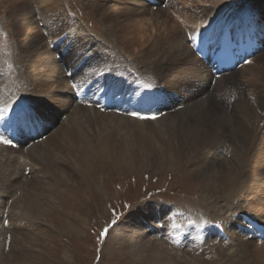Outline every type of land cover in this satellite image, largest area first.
I'll use <instances>...</instances> for the list:
<instances>
[{"label":"rangeland","instance_id":"rangeland-1","mask_svg":"<svg viewBox=\"0 0 264 264\" xmlns=\"http://www.w3.org/2000/svg\"><path fill=\"white\" fill-rule=\"evenodd\" d=\"M41 1L24 0L27 5L31 6L30 11L33 10L30 17L35 16L34 23L30 27L33 34L44 32L40 13L48 5L54 6L57 9V15L68 24V26H64L62 33L59 32L60 34L56 38L53 35V37L46 35V31L44 32L43 45L52 52L51 61L53 66L58 67L57 69L54 67V75L51 79H56V76L61 74V69H63L67 79L62 80L63 82L60 84L50 82V84H53V91L55 89L59 90L57 92L59 96L57 99L44 102L43 107L53 115L55 114L56 122H59L57 128L64 121L67 124L68 118L71 119L82 111L90 113V110H92L91 112L95 111L97 115L88 114L87 119L83 122L84 126L81 131L87 136L86 155L84 154L86 150L82 151L83 153H78L76 150L69 152L73 149L70 146L64 148L61 150L62 155L64 153L63 160L62 158L61 161L52 159L50 165L48 164V169L45 167L46 174L43 173L42 168L34 164L33 158L27 152L32 145L45 141L47 138H50L51 142L52 139L58 138L60 133L57 137L53 136L51 138V135L57 129L53 127L55 123L49 122L46 124V122L36 118L38 123L44 124L42 126H45L46 132L42 133L44 138H40L39 141H37V138H33L28 142H24L22 152L27 153L30 159V161L22 159L26 166L9 162L6 160V155L9 156V153L0 150L1 165L20 169L16 168L19 175L16 173L13 175L14 177L11 176L7 181L0 184V201L2 202L0 211L5 214L3 217L0 216V264H154L153 261L147 258L146 254L152 250L151 247L155 246L159 247L161 253L163 252L165 264H264V240L259 241L248 234V227L243 223V219L249 215L262 222L260 217L264 218V214H261L262 209L264 210V203H261L260 200V203L258 201L257 203L255 197H244V200L242 199L236 203L238 207L236 206L235 209L229 208L228 210V208H224L226 198L229 195L224 191L228 183L231 182V178L226 177L224 174L222 176V172L229 169L236 143L234 138L231 137L230 123L224 127L227 134L225 133V135L224 131L221 133L222 135L219 134V140L221 141L219 143L221 146L219 149L220 155L205 153L207 159H201L202 162L199 161L197 156H194L195 153L187 154L188 151L183 153L177 148L169 154L166 153L167 155L160 156L158 153H151L144 151V149H142V152L138 149L121 148L122 144L108 142L100 137L101 134L106 133V128L110 127L113 130L115 124L114 121L106 117L107 114H122L121 116H128L130 119L138 118L142 120V118L132 115L135 112L132 111V96L131 93H126L131 87V81L125 80L118 83L116 77L119 73L118 64L131 63L140 68L139 64L141 62L139 61L141 58L139 56L144 54L146 47L143 46L147 45L131 44L130 40L124 37L125 34L132 33L130 35L139 36V40H148L155 33V29H158V31L164 29L165 26L162 23H165L166 27L177 23L183 28L187 26L193 30H186V36L188 37H186V42L183 43L189 45V41L191 42L190 36H195L194 33H202L205 29L210 30L216 24L215 18L206 17L203 12L205 8L203 6L205 5H202L201 8L198 7L199 4H202L199 0H196V2L194 0H159L152 4L147 1L149 5L146 7L149 9L150 15L143 16L137 13L138 10L136 11L138 15L134 14L135 11H132L140 8L139 2L135 0H117L116 6L113 8L117 11L115 15L118 16V20L116 18L114 20L109 19L108 22L107 13L110 14V9L105 8V10L103 7L104 4H106L104 5L106 7L111 5L108 0ZM217 1L220 3L221 0ZM18 3L19 0H0V64L3 68L7 67L11 70L26 65L21 58V54H19L21 53L19 44L27 35L19 34L18 26H16L10 15V11ZM229 3H232L231 0H225L215 5V9L221 10ZM240 7L243 8V6ZM48 13H55V11L51 9ZM73 20L77 21L78 26H73ZM145 21H151L149 23L150 27H146ZM154 25L156 28L153 27ZM202 25H206V27L204 28ZM200 26L203 28H200ZM207 33L204 32L198 41ZM59 43H61L60 46ZM62 48L64 52L61 51ZM107 55L110 56L108 60ZM191 60L195 61L196 57L193 56ZM254 61L255 64L264 65V50L257 54ZM250 64H243L240 68L238 66L236 70L239 72L224 74L226 78H231L229 80L230 84L216 83V80L209 82L210 79L204 80V78L202 82V79L191 76L188 81L189 86L184 84L181 86L180 82L175 81L177 70L170 73L171 81L164 84L165 87L161 85L159 87L162 91L167 90V96H172L167 100L176 105L173 108L174 111L185 109L188 104L191 106L192 103H185L184 101L187 102L195 95H199L198 100H205V105L207 103L209 107H215L218 116H220L222 110H227L226 115L228 116L226 118L233 113V116L230 117V119L234 118L232 123L236 122L237 126H243L244 124L238 116L234 115L236 105L240 104V101L241 104L249 102V100L252 101L253 89L256 85L257 90L261 89L255 80L245 83L242 81L243 78H241L240 73L246 65ZM113 65H116V67H113ZM141 67V70L144 69V66ZM69 73L73 74L72 79L68 75ZM143 74L141 71L139 72V76ZM224 75L220 76L223 77ZM85 80H87V83ZM245 80L247 81V79ZM233 81L238 83L235 85ZM80 82H84L81 84L83 86L85 84L88 86L89 83H102L106 86L108 84L112 85V83L117 85L118 83L119 87H123V93H120L121 91L119 92L118 88H116V92L120 97L121 95L124 97L122 100L124 109L126 99L131 105V107L127 105L129 112L126 114L118 110L117 113L114 111L106 112L104 107L99 108L93 101H87V104L75 102L72 94L75 85ZM175 83L179 87H175ZM59 85L64 87L59 89ZM200 85L202 89L198 88ZM63 89L65 91H62ZM63 93L67 97L65 100ZM184 93L183 99L178 101V95ZM190 93L192 96L188 97ZM58 100L64 101L63 104H58ZM119 100L121 101V98ZM178 103L181 104L177 105ZM80 106L83 108L81 109ZM18 107L24 112L25 117H27L26 113L31 115L33 110H38L32 105L29 98L24 99ZM222 107L224 108L222 109ZM258 107L262 109L263 112L261 113L264 114V107L261 105H258ZM166 111L168 110H163L157 116L167 114ZM140 114L141 116L145 115ZM28 118L29 116L27 121L32 123ZM42 118L44 120V117ZM258 123L264 131V119H260ZM204 128L207 129L204 134H210L208 131L211 132L214 127L204 126ZM246 131L249 138V128ZM98 140L103 143L98 142ZM1 142V146L5 145ZM14 143L12 142L8 146L17 148ZM101 144H105L107 148L100 147ZM245 154L242 151L239 158L241 157L242 160ZM205 163H207L204 167L206 175L218 174L216 180L218 191L211 189L208 194L212 195L215 192L212 197L216 201L213 203L207 199L204 201L201 197V186L199 184L202 179L193 174L190 175L193 170L203 167ZM55 168L67 172V178L63 182H61L59 173L51 172ZM26 182L37 187L41 186L37 188V192L42 194V197H40L43 199L41 206L43 211L40 215L37 214L34 220L30 216L33 213L27 215L24 209L28 208L29 200L26 199L24 202L20 200L27 191V188L25 189ZM59 182L61 184H58ZM257 182L262 183L264 189V175L261 174L259 180L255 181V183ZM32 188L31 186L28 187L29 194L33 192ZM262 194L264 195V192H261ZM260 198L262 199L263 196ZM155 208H157L156 211ZM158 208L161 212H158ZM216 209H219L220 212ZM135 211L143 213L139 219L143 225L142 227H144L143 230L141 229L143 235L147 236L145 241L143 240V245L146 244L145 251H142V253L137 252L136 256L132 250V243L138 239L135 236L129 238L125 236L122 230L119 231L118 229L125 222L127 223V218L130 219L134 216ZM171 211L174 217H182L187 214L186 219L181 221L184 226L175 223V221L171 226L168 225L171 214L169 212ZM212 211L213 213H211ZM214 211L219 212L218 219H213ZM20 215L23 220L19 221L17 216ZM219 217L221 218L219 219ZM149 218H151V221H149ZM218 220L219 222H217ZM175 226L180 227L179 231L173 230ZM1 227H4V229ZM105 227L109 228L107 238L101 235ZM193 230H199L200 236L195 237L192 234ZM190 232L193 236L187 234ZM180 233L183 235H180ZM186 234L188 238L184 239L182 236Z\"/></svg>","mask_w":264,"mask_h":264},{"label":"bare ground","instance_id":"bare-ground-1","mask_svg":"<svg viewBox=\"0 0 264 264\" xmlns=\"http://www.w3.org/2000/svg\"><path fill=\"white\" fill-rule=\"evenodd\" d=\"M43 1H48V0H42L41 2ZM108 1L111 3V5H108L107 3L109 7L104 6L106 4H104L103 7L104 9L105 8L110 9V14L107 13V21L109 22V19L114 20L115 18L117 19L118 16L115 15L117 11H115L113 8L114 6H116L117 0H108ZM135 1L140 3V8L133 9V10L131 9L132 11H135L134 14L139 13L143 16L144 15L146 16L148 14L150 15L149 9L148 7H146L147 5H149L147 0H141V1L135 0ZM199 1L202 4L201 5L199 4L198 7L201 8L202 5H205L203 6L205 7L203 9V12L205 13L206 17L215 18L216 24L210 30L205 29L202 31V33L198 32L199 34L194 33L195 36L191 37L193 40L189 38L190 40L193 41L195 46L200 44L203 41L205 36H203L200 41L198 40H199V37H201L204 32H208V34H211V30H213V33L211 34L212 36L220 35L222 34L223 28L227 24H233L235 27H238L242 32L255 29L256 36L261 41L262 46H263L262 50H264V0H231L232 3L227 4L221 10L217 8L215 9V5L220 4L221 2L225 0H221L220 3H218L217 0H199ZM112 2H115V3H112ZM194 2H196V0H194ZM237 5H239V7H237ZM240 6H243V8H241ZM30 7L31 6L27 5L24 2V0H19V3L17 4V6H15V8L10 11L11 17L14 19L16 26H18L17 29L19 31V34L27 35L25 39H22L23 41L19 44L20 46L19 51L21 52L19 54H21V58L26 65H23L22 68L18 67L17 69L11 70V69H8L7 67L3 68V66H1L0 64V136H2L3 133L5 134V130H4L5 128L11 129L12 127H15L16 129H23V124L25 123L26 121L25 118L27 117H25L24 112L21 111L18 106L20 103H23L24 99H28V98L31 100L32 105L38 109V110L32 111V117L39 118L42 122L43 121L46 122V124L49 122H51L52 124L55 123V125L53 126L54 128L59 123V122H56L55 114L53 115V113L48 112L43 107L44 106L43 103L46 101L57 99V97L59 96L57 92H59V90L57 91L55 89L53 91L52 89L53 84L55 83L60 84L61 82L64 81V79H67V76L64 73L63 69H61L62 71L61 74L56 76V79L55 78H53L54 80L51 79L52 76L54 75L53 71H54L55 66H53L52 61H51L52 52L49 51L48 48H46V46L43 45V40H44L43 37H44V32L46 31V35L47 34L49 36L53 35L56 38L60 34L59 32L63 30L64 26L66 25L68 26V24L65 23L64 19H62L61 17L57 15V9L54 6L48 5V7L43 8V10L40 13L42 17V21H43L42 23H43L44 32L33 34L31 32L30 27L34 23L35 16L30 17V14L33 13V10L32 12L30 11ZM51 9L52 10L54 9L55 13H48V11ZM249 19H253L252 20L253 22L250 23V27H249ZM150 22L145 21L146 27L149 26ZM162 24L166 27L165 23H162ZM212 24L214 23L212 22ZM74 25H77L76 20H73V26ZM155 25L153 27H155ZM202 26H200V28L206 27V25H204L203 27ZM165 27L162 31L161 30L158 31V29H155L156 30L155 33L151 36L150 39L148 38V40H144V39L139 40L138 38L139 36L130 35L132 33L125 34L124 37L130 40L131 44L133 43V44H138L139 46H142V45H147V46H143V47H146V49L144 48L145 49L143 52L144 54L139 53L140 54L139 57L141 58L140 61L138 60L139 62H141V64H139L140 68L137 67L136 65L135 66L132 65L131 63L118 64L117 69L119 73L116 77V80L118 83L123 82L125 80L131 81V87L128 89L129 91L127 92L125 91V92L128 94L131 93L132 111L145 114V113H151L152 110H154V108H158L157 113L160 112L161 109H163V110H168L166 111L167 114L163 116L162 115L156 116L157 119L155 120H151V119L140 120L138 118L130 119L128 118V116L127 117L121 116L122 114L120 115H116L112 113L107 114L106 117H108L111 121H114L115 124L113 126V130L110 127L106 128V133H109V134L106 135V133H104V134H101L100 137L108 142L122 144L120 146L121 148L138 149L140 151L144 149V151H149L155 154L158 153L160 156L167 155L170 152H172V150L177 148L179 149V151L183 153L187 151H188L187 154L195 153L196 155L194 156H197L199 161H201V159L202 160L207 159V157L204 155L205 153L207 154L214 153V154H217V156L220 155L219 149L221 146L219 143L221 141L219 140L220 138L219 134H221L223 131H224L223 133L225 134L226 131L224 130V127L225 125L228 126L230 123L229 128L232 131V132L230 131L232 134V136L231 135L230 136L234 138L236 143L233 142L235 143V146H234L235 151L233 153V160L231 161L232 164L230 163L228 171L224 170L222 172V176L224 174L226 177L231 178L230 180L231 182L228 183L226 190L224 191L226 193H229V195L226 198V203L224 204L225 206L224 208H228V210L229 208H231L232 210L235 209L237 206L236 203L242 200L244 197L245 198L255 197L256 202L258 201L260 203L261 201V203H264V195L263 194L261 195V192H264L263 184L262 183L259 184L258 182L255 183L257 179L259 180L261 174L264 175V131H263V128L258 123L260 119H264V114L261 113L263 111H261L262 109L258 107V105H261L262 107H264V67H263L264 65H260V63L255 64V61H254V59L257 57V54L259 52L254 55L255 58L253 57L250 61L247 62L248 64L249 62L251 64L246 65L245 68H243L242 72L240 73L241 78H243L242 81H244V83L250 82V81L252 82L255 80L256 84L258 83L260 85L259 88H261L257 90L255 88L257 85L254 87L252 101L249 100V102H246L244 104H241V101L240 102L237 101L240 104L236 105V111L234 115L238 116L239 120H241L242 124H244L243 125L244 127L237 126L236 122L232 123V121H234V118L230 119V117L233 116V113H231V115L229 114L230 116L226 118L228 116L226 115L227 110H224V111L222 110V112H220V116H218L216 114L215 107L213 106L209 107L207 103L205 105L204 104V102H206L205 100H200V101L198 100L199 95H195L193 98H190L189 100H187V102L184 101L185 103H192L191 106H189L188 104V106L185 109L174 111L173 108L176 107V105L173 104L171 101L167 100L168 98L169 99L172 98V96L169 95L170 92L168 94L169 96H167L166 95L167 90L162 91L160 88L164 84L171 81L170 73H173L174 71L178 70L175 75V81L177 83L180 82L179 84H181V86L182 84L189 86L188 81L191 76L202 79V82L204 78V80L210 79L209 82L216 80V83L224 82V84H230L229 80H231V78L230 77L226 78L225 75L223 77L215 76L213 74V68L209 65V62L205 61L206 63H204L203 62L204 60H202L199 56H196V54L194 55V48H191L189 47V45L183 43V42H186L185 41L186 37H188L186 36V30L188 29L190 31L192 30L191 28L187 26L183 28L181 27V25L177 23H175L174 25L170 27H166V28ZM215 30H217V32H215ZM233 30L236 31L237 29L233 27ZM60 44L61 43H59V46ZM59 50H60V47H59ZM61 51L64 52L63 48ZM193 56L196 57L195 61L191 60ZM109 57L110 56L107 55V60L109 59ZM114 66L116 67V65H113V67ZM141 66H144V69L141 70L142 68ZM236 69L231 71V73L239 72ZM140 71L144 73L143 75H141L143 77L139 76ZM94 73H97V72H94ZM71 74L72 73H69L68 75H71ZM245 79H247V81ZM105 80H106V77H105ZM50 82H53V84H50ZM237 83L238 82L236 81L234 82L235 85ZM174 86L179 87L176 83ZM59 87H60L59 89H61L64 86L59 85ZM107 87H108L107 91L111 89V85L108 84ZM171 88H174V87H171ZM198 88L202 89V86L200 85L198 86ZM118 90L119 92L121 91L120 93H123L122 91L123 87L122 88L121 86L118 87ZM62 91H65V90L63 89ZM250 91L252 92L251 89ZM240 92L242 93V91ZM126 93L125 95H127ZM63 95H64L63 98L65 100V98L67 97L65 96V93H63ZM108 95L109 94L107 93L106 96ZM184 96H185V93L183 95L180 94V96L178 95V101L183 99ZM190 96H192L191 93L188 97ZM120 98H121V101L124 99L122 95ZM210 98L212 97L210 96ZM246 99L248 98L246 97ZM63 102L64 101L62 100L60 101L58 100V104L59 103L63 104ZM207 102H209V100H207ZM179 104L181 103H178L177 105ZM82 108L83 107H81V109ZM223 108L224 107H222V109ZM79 111L81 110L79 109ZM91 111L92 110H90V113L83 112V111L81 113L77 112L78 113L77 115L73 114L74 116L71 119L68 118L69 121L67 124L64 121V123L62 122L61 126H59L58 128L56 127L57 129L53 132V135H51V138H53V136L57 137L59 133L61 134V135L59 134V136L61 137L58 136V138L52 139V142L50 138L49 139L47 138L45 141L36 143L32 145V147H30L27 153H30V156L33 158L34 164L42 168L43 173L46 174L47 171L45 170V167H47L48 169L52 159L61 161V158H62L63 160L64 153L62 155L61 153L62 149L69 148L70 146L73 149L69 152L76 150L78 151V153H83L82 151L87 149V136L81 130H83L82 129L84 126L83 122L87 119L88 114L97 115L95 111L93 112ZM42 117H44V120H42L43 119ZM28 123L29 122L27 121L26 124ZM204 126L208 128L213 126L214 128L212 129L211 132L208 131V133L210 134H204V131L207 130L206 128H204ZM30 127H31L30 125H27V127H25L22 130V132L17 133L18 136L24 140L30 141V138H32L34 135L37 134V131H34V130L28 131ZM247 128H249V138H248L247 131H246ZM80 135H85V136H80ZM76 136L80 138H77ZM98 142L103 143L101 140H98ZM227 142L229 143L230 141H227ZM23 145L24 144L20 143L17 145V148H14L12 146L9 147L8 145H2V146L0 145L1 151H4V152L6 151L9 153V156L6 155L7 159L6 158H3V159H6L9 162H12L13 164L19 163L21 166H23L25 162H22L23 161L22 159H27L30 161L27 153L22 152ZM100 147H103L104 149L107 148L105 144H101ZM205 148H207L206 150L208 151H206ZM242 151L245 152L246 154L241 160V157L239 158V154ZM86 152L87 150L84 152L85 155H86ZM207 163H205L203 167H199L198 169L193 170V172H191L190 175L193 174L195 176H198L199 179H202L201 183L199 184V186H201V197L204 201L205 199H207V200H211V202L213 203L216 201V199L212 197V195H215V192H213L212 195H208V194L211 189L213 191L214 190L218 191L216 187V180L218 178V174L215 173L213 175H206L207 173L204 170V167L206 166ZM13 164L12 166H14ZM20 165L19 166L17 165V166L21 167ZM74 165L76 164L74 163ZM247 165L249 166V168ZM16 168L15 167L10 168L8 167V165L0 164V184L4 183L11 176L16 174L17 169H19V168L17 169ZM247 168L249 169L248 171H247ZM51 172L59 173V177L62 180L61 182H63L65 178H67V172L63 169L55 168V169H52ZM17 175H19V173H17ZM204 176H206L205 179H203ZM61 182H59L58 184H61ZM30 186L33 187L32 188L33 192H31V194L28 193V187ZM38 187H41V186H38ZM38 187L34 186L32 183L31 184L27 183L25 187V189L27 188V191L25 192L24 196L20 199L23 202L26 199L29 200L27 204L29 209L28 208H24V209L27 215L28 213L29 214L31 212L33 213V215L30 214L33 220L37 217V214L40 215V213L43 211V208H41L42 200H43L41 199L42 194H39L37 192ZM261 196H263L262 199L260 198ZM1 205H2V202L0 201V207ZM211 205H214V204H211ZM224 208H223V211H224ZM156 209L157 208H155V211ZM216 210L218 211L219 209H216ZM159 211L161 212L160 208H158V212ZM219 212L216 213L214 211L215 215L212 216L213 219L215 218L218 219L217 215H219ZM261 212H262L261 214L263 215L264 210L262 209ZM169 213L171 214L168 219V225L171 226V224L174 223L175 221V223H179L181 226H184L181 223V221L182 220L184 221V219H186L187 214L182 217L180 216L174 217V215L172 214V211ZM211 213H213V211ZM133 214L134 216H132V218L130 219L127 218V223L125 222V224L123 226H120L118 229L119 231L122 230L125 233V236L129 238H132L133 236H135V238L138 239L132 243V250L134 252V255L136 256L137 252L142 253V251H145L146 244L143 245V240L145 241V238L147 236L143 235L142 230L144 227H142L143 225L140 223V219H139V217H141L143 213H140L139 211H135V213ZM4 215L5 214L0 211V216L3 217ZM6 216L8 217V215ZM17 218L19 219V221L23 220L21 215L17 216ZM220 218L221 217H219V219ZM260 220L263 222V223L261 222V224L264 225V218L260 217ZM149 221H151V218H149ZM217 222H219V220ZM1 228L4 229V227H1ZM176 228H179V227L175 226V228L174 229L172 228V229L175 230ZM255 231L256 233H261L262 231V235H264V227L261 228L260 226H257L255 228ZM192 234L194 236H198V237L200 236V233L198 231H194ZM180 235H183V234L180 233ZM151 248L152 250L149 251L148 254H146L147 258L153 261L154 264H159V263L165 264L164 262L166 261L164 259L163 252L161 253L159 251L158 249L159 247L155 246Z\"/></svg>","mask_w":264,"mask_h":264},{"label":"snow or ice","instance_id":"snow-or-ice-1","mask_svg":"<svg viewBox=\"0 0 264 264\" xmlns=\"http://www.w3.org/2000/svg\"><path fill=\"white\" fill-rule=\"evenodd\" d=\"M132 115L135 117L142 118V119H151V120L157 119V117L155 115L141 116V114L139 112H133ZM0 141H2L5 145H10L12 143L11 140L4 139L2 136H0ZM108 234H109V228L105 227L104 232L101 233V235L104 236L105 238H107Z\"/></svg>","mask_w":264,"mask_h":264}]
</instances>
